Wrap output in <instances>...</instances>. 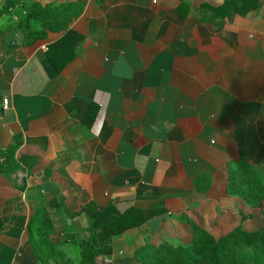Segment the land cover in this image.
<instances>
[{"label": "crops", "instance_id": "0c3cea01", "mask_svg": "<svg viewBox=\"0 0 264 264\" xmlns=\"http://www.w3.org/2000/svg\"><path fill=\"white\" fill-rule=\"evenodd\" d=\"M24 1L84 8L30 47L5 29L19 45L10 54L0 33V148L22 135L17 158L37 160L0 172V264H40L28 227L42 207L68 264L94 223L143 211L142 226L100 240L111 255L96 264H145L151 247L190 243L186 219L209 230L218 187L238 204L225 193L227 163H264V0L215 23L199 22V8L229 0ZM201 174L208 193L194 187ZM88 204L94 212L80 214Z\"/></svg>", "mask_w": 264, "mask_h": 264}, {"label": "trees", "instance_id": "16d2710c", "mask_svg": "<svg viewBox=\"0 0 264 264\" xmlns=\"http://www.w3.org/2000/svg\"><path fill=\"white\" fill-rule=\"evenodd\" d=\"M101 1V0H98ZM260 0H229L222 6L211 7L201 5L200 12L206 15L201 16L199 22L215 23L225 20L232 14L247 16L256 11ZM84 5L79 3L49 4L46 6L40 3L24 0H6L0 10V19L10 21L11 26L6 27L0 23V33L3 43L7 48L5 52L10 54L19 45L9 43L6 39V30L19 29L23 33L22 47H30L38 41L46 40L48 32L61 31L68 28L71 21L78 17ZM188 8L181 5L178 13L182 14L183 9ZM211 13V16L208 15ZM18 18V21L15 20ZM13 20L15 21L13 22ZM67 36L74 35L66 33ZM4 97L0 92V113L4 110ZM23 145L22 135H14L12 143L5 149L0 148V172L6 174L15 172L22 166L33 168L37 160L32 157L17 158V152ZM261 167L249 164L245 159L229 161L227 163V187L226 192L232 197L244 200L250 208H257L264 205V170ZM29 169V174L31 172ZM212 178L208 174H201L195 181L194 187L199 192H207L211 188ZM96 207L93 204L86 205L81 213H92ZM51 210L45 207L40 208L34 214L28 227L29 242L33 255L40 264H68L67 256L62 250L56 249V242L50 237L53 229ZM249 217H243L242 222ZM192 230V239L186 245L177 247L168 243L157 247H151L147 257L142 258L145 264H264V228L257 231H249L240 224L232 232L219 239L195 222L187 219ZM145 223L144 212L138 209H128L120 217H111L102 222L94 223V231L90 236L77 241L79 264H96L99 256L111 255L108 245L100 247V240L113 236L122 235L127 230L138 228ZM99 232V233H97ZM247 252L246 256L241 254ZM248 252L251 254L248 255ZM252 258V259H250Z\"/></svg>", "mask_w": 264, "mask_h": 264}, {"label": "rangeland", "instance_id": "374dc122", "mask_svg": "<svg viewBox=\"0 0 264 264\" xmlns=\"http://www.w3.org/2000/svg\"><path fill=\"white\" fill-rule=\"evenodd\" d=\"M14 21L15 20H13V22ZM11 24L13 23H11L10 21L2 22V25H5L6 27L11 26ZM18 32L20 33L19 30L14 31V35L15 33H18ZM18 37L19 36H17V39H19ZM263 170H264L263 168L259 169L262 175H263ZM218 189L219 187L213 193V195L216 196L217 199L212 198L207 201L206 205L209 206V210L207 211L208 216H207V222L205 224L206 225L210 224V225L207 226L209 230L203 227L204 229L210 232L215 238L219 239L221 237L226 236L228 233L232 232L233 229H235L237 226L240 225L239 222L241 223L244 229L249 230V231H255V230L257 231V229L259 228L260 229L264 228V205H261V207H257V208H250L244 203L243 199L235 197V196L232 197L227 192L225 193L227 196H229L228 199L233 198L234 200H238V204H236L235 201L227 202L226 200H223V199L221 201L219 200L220 199L219 194L216 193ZM208 192H205V193H208ZM213 204H217L218 207L214 209ZM225 207L227 209H225ZM236 217L238 218V220L235 219ZM243 217H249V218L246 221L242 222ZM253 217H255L254 222L248 225L247 221L252 219ZM203 220H206V219L203 218ZM246 253L247 252L243 251L241 253L243 254L242 257L246 256ZM248 255L250 256L251 254L248 252Z\"/></svg>", "mask_w": 264, "mask_h": 264}, {"label": "built area", "instance_id": "2783aa9c", "mask_svg": "<svg viewBox=\"0 0 264 264\" xmlns=\"http://www.w3.org/2000/svg\"><path fill=\"white\" fill-rule=\"evenodd\" d=\"M8 109V102H4V110ZM104 264H111V261L109 258H107L104 262Z\"/></svg>", "mask_w": 264, "mask_h": 264}]
</instances>
